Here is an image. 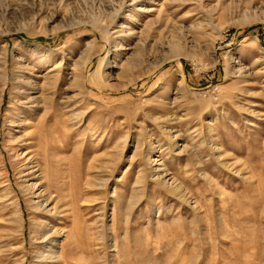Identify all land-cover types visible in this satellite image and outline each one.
<instances>
[{
	"label": "rangeland",
	"instance_id": "1",
	"mask_svg": "<svg viewBox=\"0 0 264 264\" xmlns=\"http://www.w3.org/2000/svg\"><path fill=\"white\" fill-rule=\"evenodd\" d=\"M0 264H264V0H0Z\"/></svg>",
	"mask_w": 264,
	"mask_h": 264
},
{
	"label": "bare ground",
	"instance_id": "2",
	"mask_svg": "<svg viewBox=\"0 0 264 264\" xmlns=\"http://www.w3.org/2000/svg\"><path fill=\"white\" fill-rule=\"evenodd\" d=\"M125 66H127V65H125ZM122 68H125V67H122ZM36 137H37V135H36ZM51 196H50V194L48 193V195L47 196H44L42 193L39 195V197H38V199H40V201H38L35 205H33L34 206V208L35 209H37V210H40V209H42L43 210V212L45 211V214H50V210L51 209H46V205H48V201H49V198H50ZM50 204V203H49ZM51 215H53V214H50L46 219H50V218H52V216ZM47 223H49V221H47ZM7 224L8 225H18V226H20V219H19V217H13V218H11V219H9V221H7ZM38 229L39 230H36L35 231V233H36V236H35V239H39V240H42L41 241V244H43L44 243V245H43V247L45 248V249H50L51 248V245H52V242H53V240H54V234H55V230L54 229H51V231H49V228H47L46 226H45V223L44 222H42L41 221V223H40V225L38 226ZM18 233H19V235L21 234L20 233V229L18 230ZM58 233V232H57Z\"/></svg>",
	"mask_w": 264,
	"mask_h": 264
}]
</instances>
